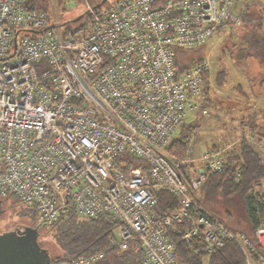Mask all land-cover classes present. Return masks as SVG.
<instances>
[{
  "label": "built area",
  "instance_id": "1",
  "mask_svg": "<svg viewBox=\"0 0 264 264\" xmlns=\"http://www.w3.org/2000/svg\"><path fill=\"white\" fill-rule=\"evenodd\" d=\"M77 1L86 19L70 27L59 14ZM100 1L0 0V197L13 194L49 226L66 212L105 216L117 223L110 246L135 239L139 264H182L178 242L195 239L207 254L231 241L239 264H264V216L251 235L235 231L195 194L205 170L222 171L225 148L194 157V130L183 147L169 146L182 124L211 112L208 58L181 70L177 54L238 26L244 0ZM123 152L147 166L115 170ZM155 190L177 208L158 213Z\"/></svg>",
  "mask_w": 264,
  "mask_h": 264
},
{
  "label": "trees",
  "instance_id": "2",
  "mask_svg": "<svg viewBox=\"0 0 264 264\" xmlns=\"http://www.w3.org/2000/svg\"><path fill=\"white\" fill-rule=\"evenodd\" d=\"M244 1L246 3H244L240 14L241 22L234 30L235 32L231 31L230 28L228 29L227 35L220 42L218 55L220 58L227 53L234 63H242L246 66L247 74L250 73L247 84L243 86L236 82L228 89L234 90L239 98L247 99L248 93L245 87L248 86L247 88H249L254 99L258 97L257 95L262 94L264 90V0ZM37 5L41 9L45 8L42 2L37 3ZM220 28L218 27L217 30ZM204 46L197 48H204ZM203 57L199 56L185 64H179L176 58L175 65L183 70L184 67L201 60ZM253 62L257 65L259 75L261 74L259 81L256 83L260 91L256 93L251 87L255 85L253 82L259 76L251 77V71L249 70L250 64ZM219 66V71L214 77V83L217 87L225 89L223 85L226 82L224 83V81L227 78L231 79V77H229L227 68L223 63L219 64ZM201 79L203 80V90L207 94L203 105L207 107L214 106L215 101H219L221 106L226 105L227 101L210 94V69L202 73ZM232 102L235 101L231 100ZM202 117L205 116H199L198 119L200 120ZM196 119L195 121L191 120V122L182 124L180 127V138L173 140L169 146L177 144L179 148L183 147L189 132L192 130L195 131L194 137L196 140L197 124L199 122ZM258 119H264L263 109H258L257 112L255 111L246 119L242 118L240 122L244 123L249 133L257 136L258 140H264V127ZM212 147L217 148L215 144ZM225 158L226 161L222 171L210 172L205 170L203 183H201L195 194L199 203L203 204L216 216H218L219 209L215 203L218 200L228 198L239 202L245 209L249 220L250 228L245 233L251 235L258 226L261 217L264 216V158L244 137L239 141L236 151H233V154H228ZM114 163L115 170L121 169L123 171L131 169V167L147 166V163L127 152L120 153L115 158ZM260 188L263 189V192L259 190ZM153 195L157 198L155 207L158 213H166L177 208L176 197L167 190H155ZM0 201L2 202L3 211L11 209L12 212L19 216H25L30 209L35 212L33 207L23 205L13 194L0 197ZM218 217L221 219L220 216ZM116 226L117 223L110 221L105 216H100L96 219L82 218L74 212H66L52 222L50 229H45L50 236L48 242H51V245L54 244L58 250L54 256H50L49 264H58L65 258H75L79 255H88L89 253L100 251L104 252V257L94 264H139L143 254H141V249L135 239H130L127 248L123 249V251H120L115 246H110L109 241L111 236L114 235ZM176 253H178L179 261L182 264H239L242 262L241 251L231 241H226L222 247L215 248L211 254H207L205 245L199 239H195L191 243L180 241L178 242Z\"/></svg>",
  "mask_w": 264,
  "mask_h": 264
},
{
  "label": "rangeland",
  "instance_id": "3",
  "mask_svg": "<svg viewBox=\"0 0 264 264\" xmlns=\"http://www.w3.org/2000/svg\"><path fill=\"white\" fill-rule=\"evenodd\" d=\"M100 0H97L99 2ZM251 1V0H250ZM112 0H106L105 3L109 4ZM246 1H243V5ZM85 7L83 3L76 2L75 7L73 9H66L65 11H61L59 16H61L62 20L67 21L70 27H75L82 21L86 19V16L83 14ZM68 26V27H69ZM238 26H224L219 30L215 31V33L210 36L204 48H195V49H185L177 54L178 63H189L191 60L199 56H204L208 58L209 61V69H210V82H209V90L211 96H217L221 98L223 101H227V104L222 105L219 101H215V105H211V114L209 116L202 117L200 120L197 119V145H210V143H221L222 146L220 148H225L226 157L228 154H233L238 148V143L242 137H244L251 146L254 147L256 151L259 152L260 156L264 158L262 153L260 152V145L264 143V140H258L257 136L254 134H250L247 126L242 124L240 120L246 119L249 115L257 112L258 109L264 110V90L262 94L257 95V98L253 99L252 93L249 91V88H246V92L248 93L247 99L239 98L238 94L234 90H229L228 87H231L232 84L239 82L241 85L245 86L247 84V79L250 73L247 74L248 70L246 66L242 63H234L231 57L225 53V56L219 58V50L218 48L221 45V40L227 35L228 29L235 32ZM64 30L63 27H61ZM223 63L227 68V72L230 78H227L224 81L225 89L221 87H217L214 83V77L217 75L219 71V64ZM249 67V66H248ZM249 70L251 71V77H257V80H254L253 91L259 92L260 90L257 88L256 83L259 81L261 74L259 75V70L257 69V65L255 62L250 64ZM256 73V74H255ZM264 88V85H263ZM241 101H239V100ZM231 100L235 101L231 103ZM245 102V103H244ZM226 103V102H225ZM247 107V108H245ZM195 121V119H193ZM260 124L264 127V119H258ZM191 122V120L189 121ZM261 130V128H259ZM181 129H177L175 133L172 135V138L176 140V138H180ZM262 131V130H261ZM195 143V142H194ZM263 192L262 188L259 189ZM215 203V201H214ZM203 205V204H202ZM215 205L218 206L219 212L218 216L226 222L232 229L235 231L246 232L249 230V220L246 215V211L243 206L233 200L228 198H223L218 200ZM2 207V204H1ZM206 208V207H205ZM207 209V208H206ZM208 210V209H207ZM33 210H29L25 216L16 215L14 212L10 210H5L0 212V231H5L6 229H14L18 228V226H22V224H27L29 220L38 221V215ZM46 229V228H45ZM44 228L40 233V241L48 247L50 256H54V254L58 251L54 244L51 245L50 236L47 234Z\"/></svg>",
  "mask_w": 264,
  "mask_h": 264
},
{
  "label": "water",
  "instance_id": "4",
  "mask_svg": "<svg viewBox=\"0 0 264 264\" xmlns=\"http://www.w3.org/2000/svg\"><path fill=\"white\" fill-rule=\"evenodd\" d=\"M104 0H101L102 2ZM202 170V169H200ZM0 201V212L2 211ZM25 226L20 229H6L0 231V264H49L50 258L47 250H40V257H37L31 249L22 241V236L27 230ZM34 236V233H31ZM32 246H37L36 240L31 242Z\"/></svg>",
  "mask_w": 264,
  "mask_h": 264
},
{
  "label": "flooded vegetation",
  "instance_id": "5",
  "mask_svg": "<svg viewBox=\"0 0 264 264\" xmlns=\"http://www.w3.org/2000/svg\"><path fill=\"white\" fill-rule=\"evenodd\" d=\"M25 226H28L29 229L27 230V232L22 236V241L27 245V247L29 249H31L33 251V253L37 256L40 257V250L42 248H45L47 250L48 256L50 258V254H49V249L48 247H46L43 242L40 241V233L41 230L44 228L46 229H50V226L47 224H44L43 222H38V221H34V220H29V222H27V224H22V226H18V228H14V229H20L23 230ZM31 233H34V236H31ZM36 240L37 242V246H32L31 242ZM51 259V258H50Z\"/></svg>",
  "mask_w": 264,
  "mask_h": 264
},
{
  "label": "crops",
  "instance_id": "6",
  "mask_svg": "<svg viewBox=\"0 0 264 264\" xmlns=\"http://www.w3.org/2000/svg\"><path fill=\"white\" fill-rule=\"evenodd\" d=\"M209 108V107H208ZM211 108V107H210ZM196 141H197V139L195 140V143H194V145H193V148H194V152H193V155H194V157H197V156H199V153L202 151V150H204V149H209L210 147H212V145L213 144H215L216 145V147L219 149L221 146H222V144L221 143H210V145H202V144H199V145H197V143H196ZM214 148V147H213ZM202 166V164H200V165H198V167H199V170H200V167Z\"/></svg>",
  "mask_w": 264,
  "mask_h": 264
}]
</instances>
